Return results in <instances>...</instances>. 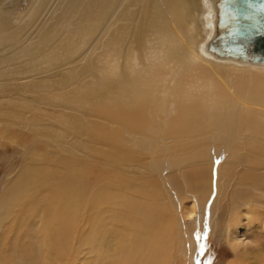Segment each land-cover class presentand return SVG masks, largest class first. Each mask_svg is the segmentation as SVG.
I'll return each mask as SVG.
<instances>
[{
    "label": "bare ground",
    "instance_id": "obj_1",
    "mask_svg": "<svg viewBox=\"0 0 264 264\" xmlns=\"http://www.w3.org/2000/svg\"><path fill=\"white\" fill-rule=\"evenodd\" d=\"M20 1L0 2V44L6 43L16 50L32 46L39 50L44 60L43 67L39 60L16 56L10 51L9 56L0 58V139L9 132L7 135L13 138L7 139L15 145L17 157V174L11 169V180L4 187L0 200V231L16 206L17 194H23L25 198L21 202L26 209L15 215L20 233L21 263L88 264L94 260H89L86 254L95 253L94 259L99 264H170L177 240L180 241L178 252H185L181 224L171 222L162 228L165 245L160 248H157V238L150 234L153 226L163 224L165 215L176 220L175 216L193 214L187 210V201L194 205V213L202 210L199 208L201 196L195 195V189L199 192L204 188L206 193L210 189L211 196L213 185L209 187L210 182L202 185L206 169L203 172L202 167H197L194 183H188L190 188L194 187L198 201L190 194L183 199L179 191L189 186L187 181L180 175L184 182L173 187L163 171L176 172L178 169L182 174V169L193 162V157L204 159L218 145L224 144V151L213 156L218 169L214 183L224 187L220 196L217 191L215 202L220 204L222 215L215 219L214 225L226 236L239 259L231 264H264V81L240 75L225 77L217 71L218 67L225 66L262 72L255 69L264 70V61L220 55L210 48L212 39L225 31L220 25L224 1L47 0L45 7L35 12V17L41 18L49 5L58 22L48 29L44 27L45 22L37 23L39 27L32 33L30 20H36L31 12L19 27L3 21ZM9 3L11 8L7 9ZM190 9L196 13L197 22L203 25L205 36L197 49L187 51L182 47V43H186L183 18L188 17ZM73 16H78V21H73ZM165 22L172 25L179 40L171 41L168 34L159 37L155 33ZM193 27L197 30L195 24ZM80 31H83L81 35ZM55 35L69 36V42L65 44ZM55 62L60 63L56 65ZM63 65L71 68L55 73L54 70ZM44 73L46 76L37 77ZM90 75L96 77L93 83ZM187 76L193 80L188 81ZM25 100L41 108L51 106L69 111L67 115L59 114L57 129H62L59 134L53 133L52 127L47 125H51V117L42 120L36 115L25 116L23 112L27 107L22 105ZM179 101L182 103L177 110L175 105ZM94 102H102V105ZM88 106L95 113H109L112 124L117 126L116 134L123 133L124 143L131 149L140 145L144 153L148 145L153 146L151 158L161 165L159 178L173 198L168 205L162 201L160 214L149 207L153 198L151 192H147L148 187L140 186L141 182L138 184L143 198L128 190L125 197L122 196L124 187H134V179L122 176L125 165L115 168L122 180L112 185L105 179L109 169L100 171L90 163L88 153L81 156L73 146L77 139L73 136L76 123H71L69 115L78 116ZM168 111L174 117L164 131ZM104 113L99 116H105ZM158 113L164 122L162 126L156 124L162 130L153 132L147 123L153 121L152 114ZM61 120L67 125L65 131ZM187 121H194V126L185 127ZM15 126L20 132L12 131ZM147 129L149 134H146ZM244 129L248 130L245 135ZM22 130L33 134L23 136ZM193 130L194 138L200 139L192 138ZM172 137L178 138L175 143L180 138L189 139L187 143L177 144L178 154L184 159L183 167L180 159L168 165L162 154L175 152L174 145L162 140ZM237 138H241L240 144L233 147L237 145ZM156 153H159L158 158ZM50 154L59 160L52 161L50 169L46 170L42 166ZM118 161L121 162L119 157ZM208 199L207 196L206 204ZM224 209L235 215H229L227 220ZM26 212L28 215L24 216ZM145 212H148L146 223L143 221ZM244 221L259 230L254 232L257 243L260 242L257 249L248 250L247 246L254 242L242 238Z\"/></svg>",
    "mask_w": 264,
    "mask_h": 264
},
{
    "label": "rangeland",
    "instance_id": "obj_2",
    "mask_svg": "<svg viewBox=\"0 0 264 264\" xmlns=\"http://www.w3.org/2000/svg\"><path fill=\"white\" fill-rule=\"evenodd\" d=\"M1 1L2 0H0V2ZM42 4H43V6H42ZM46 4H47V0H21L18 3V5L12 10V13L10 15L7 14V16H5V18H3V21H7L6 23H10L11 25H15L16 27H19L21 25V23L24 21V19L27 18V15H30L32 13V15H33L32 18H34L36 16L35 12L39 9V7H45ZM9 8H11V3L7 4V9H9ZM52 9L53 8H50L48 5V6H46V10L43 12V15L41 14L42 15V16H40L41 18L37 19V17H35L36 19L34 18V20H36V21H33V19H31L32 21L30 20V24H32V26L29 24V27H30L29 29H30L31 33L36 31L39 27L38 24H41L43 22H45L44 27H46L47 29L49 26L52 27V24H53V26L56 25L55 23L58 22V18H56V15L53 12L54 10H52ZM51 11L53 14L51 13ZM71 18L73 19V21H78L79 17L73 16ZM49 20H51V22ZM183 20H184V22H183L184 23L183 24L184 25V32H186L185 33L186 43H184V44L182 43V47L185 48L187 51L191 50L192 48L197 49L198 44L201 43V41L203 40V37L205 36L204 33L202 32L203 25L201 24V22H197V15L191 9L189 10L188 17L186 19L183 18ZM185 21H186V25H185ZM193 23L196 25L197 30H195V28L193 27L194 26ZM171 28L173 29L172 25L169 22H165V25L163 27L161 25V27L155 33H157L159 37H163V33L165 35L168 34V37H170L171 41L179 40L176 31H174V29L172 30ZM33 29H34V31H33ZM82 32L83 31H80V32H78V34L81 35ZM100 32H101V30H98V33H100ZM85 35H87V31H85ZM55 36L65 44H67L69 42V39H70L69 36H65V35H55ZM9 51L13 52L16 56H22L25 58L39 60L42 62L43 67H44V60L42 58V55L39 53L38 49H36L32 46L28 45L25 50H16L13 47L7 45L6 43L0 44V58L3 57L4 55L9 56V53H8ZM144 62H145V60H143V63ZM0 63H2L1 59H0ZM59 63L60 62H55L54 64L57 65ZM18 64H20V63H18ZM18 64L16 66H18ZM195 65H198L199 67H202V65H203V67L205 66L204 64H201V65L195 64ZM198 66H196V67H198ZM206 67H207V69H210V68H208V66H206ZM70 68L71 67H69L68 65H63V67L56 68L54 71H56L55 73H57V72L62 73L63 71H66ZM158 70L162 71L163 66H161ZM255 70L262 71V72H250L247 70L243 71V70H240L237 68H232V67L230 68V67H225V66L221 67V68L220 67L217 68V71L221 76L235 78V77L240 75L243 77L245 76V77L257 78V79H261L264 81V70H259V69H255ZM41 76H46V73L37 75V77H41ZM192 76L193 75H191L190 77H192ZM204 76L206 77L208 75L205 74ZM63 78L65 80H68L67 76H65V75L63 76ZM186 78L188 81L193 80V79L190 80L188 76ZM89 79L91 80L92 83H93V81H96V77L94 75L93 76L90 75ZM245 79H247V78H245ZM76 81H79V80H76ZM176 84H178V82ZM181 103H182V101H179L176 103L175 106H176L177 110L179 109ZM94 104L99 106V105H102V102H101V104H100V102H94ZM22 105L27 107L26 108L27 111L23 112L25 114V116H28V117L30 116L32 118L36 115L37 118L39 117L42 120H48V119L50 120L52 118L51 119V121H52L51 125L49 123L47 125L49 127L51 126L53 133H56V134H59V132L62 130V129H57V126H59V124L57 123V119L61 118V116H63V115H67L69 113V111L60 110L57 108H53L51 106L50 107L44 106V108L43 107L41 108L39 106V104L34 105V103H30L27 100L23 101ZM39 108H41L42 110L36 112L37 109H39ZM47 108H49V109H47ZM94 108H95V106H94ZM91 109H92V107L88 106V107H86V109L84 111H82V113L80 112L78 114V116H75V115L73 116L72 114L69 115V117L72 119L71 123H73V124L76 123L75 131H73V133H74L73 136H74V138H77V139L75 140V144L73 146H76V148L78 149V152L80 153L81 156H84V152H86V154L88 153L87 155L89 156L90 163H92L94 167H98L100 171H105V170L109 169V172H108L107 176L105 177V179H106V181L111 182L112 185H116L119 181L122 180L120 177L121 176L120 173H116L117 169H115V168H117L118 165H125L126 167H124V166L122 167V171H123L122 176L125 179H130L132 181L134 179V181H133L134 187H133V189L128 188V187H124V190L122 192V196L125 197V191L128 190V191H131L136 196H138V198H141V197L143 198L144 193H142L140 191L139 184L142 187L146 186L150 189L147 192L148 193L151 192L150 196H152V198H153V201L150 203L149 207H151L153 209L155 208L158 211V213L160 214V212L162 210V201L164 202V204L168 205L170 203V200H172L173 198L167 194V188L168 187H166L164 185V183L159 178V172H161V165L159 163L153 161L151 158L153 146L148 145L147 151L144 153H142V151H141L142 148L140 145H137V146L133 147L134 149H131L130 146L127 145V143H124V140H126V138H124V136L122 135L123 133H120V131H119L118 132L119 135L116 134L117 132L115 129H117V126H114V124H112L114 122L112 119L109 118L110 114L108 113L109 114L108 115L107 113H104L101 111L102 114L103 113L105 114V116L103 115V117H101L102 114H100L101 113L100 111H96V113H95V111H92ZM21 110L23 111V109H21ZM35 112L39 113V114H36ZM46 112H48V113H46ZM97 112L98 113L100 112V113L97 114ZM93 113H94V115H93ZM99 115H101V116H99ZM157 115H158V117H157ZM157 115L152 114L151 117H153L152 120L154 122L149 120L150 122L148 121V123H147V126L149 125L151 130L153 129V132H156L157 130H159V128L161 131L162 130L161 126H162V123L164 122V120H162L163 118L159 117V116H161V114L158 113ZM165 117H166V124L163 127L164 131H166L168 126H170L171 119L174 116H172V112L168 111L167 113H165ZM103 119L105 120V122ZM58 120H60V119H58ZM107 120L109 122H106ZM60 122H61V127L63 128V130L64 131L67 130L66 129L67 125H65L62 122V120ZM156 123H160L161 126H159ZM54 124H55V126H53ZM188 124H191L194 126V121H192V122L187 121L184 123V126L187 127ZM0 129H1V127H0ZM10 129H12V128H10ZM14 130H15V132H18V131L20 132V129L18 126H15L12 129L13 132H14ZM76 130L78 132H76ZM247 133H248V130L244 129V135ZM5 134L6 135L9 134V132L8 133L6 132ZM5 134L1 135L2 136L1 139L2 138L3 139L2 140L0 139V200L2 198V192H3L4 187L11 180V174L10 173H12V171H13L14 175L17 174V172L15 170V166H16L15 161L17 159V157L15 156V151H14L15 145H13V143L11 142L10 139L9 140L7 139V138H13V137H10V135L6 136ZM22 134H23V136H26V135L33 134V132L32 131L29 132V130H22ZM103 134H105V135H103ZM146 134H149L148 129L146 130ZM121 135H122V137H121ZM190 135L192 136V138L194 140L200 139V138H194V130L192 131V133ZM190 135H188V136H190ZM4 136L6 139L4 138ZM116 138L119 139L118 142L115 140ZM136 138H139V137H136ZM155 139L159 140L160 138H155ZM176 139H178V138L172 137V138H163L162 139L163 142L167 141V142L171 143L172 145H174L176 148L175 152H173L170 155L167 153L168 151L162 152V154H163V156H165L164 159L165 158L167 159L166 162L168 165H173L178 159H180V160H182V166L181 167H183L184 166V159L182 158L181 155L178 154L177 144L187 143L189 139H188V137L187 138H180V141L175 143ZM210 139L213 140L214 138H210ZM240 141H241V138H237V145H234L233 147L238 146L240 144ZM171 144H170V148H171ZM223 151H224V144H220V145H218L216 150L211 152L210 155L204 159L197 160L193 157V162L187 164L188 166H184V168L182 169V174H179L178 169H176V172L170 171V169L169 170L166 169V171H163V174L167 176V178L170 182V185L175 187V185L179 186L182 184V182H184L183 177H184L185 181H187V183L188 182L190 184L194 183V179H193L194 171L197 170V167H202L201 170H203V172H205V169H206V176L202 182V185L207 183V182H210V184H211L209 187H212V185H213V187H212L213 192H212L211 196H209V194H210L209 191H211L210 189L207 193H206V191L204 192V188L199 190V192H198V190L195 189V191L197 193H199V195H198L194 191L193 186H191V188H190L189 183H188L189 186L181 187L179 193L182 192L183 199L187 197V194H190L191 196L195 197L196 199H197L196 196H201L200 197L201 199L199 198L200 203H201L199 208H203V209L202 210L199 209L200 211L198 210L197 213H194V205L189 204L187 201L186 202V204L188 205V206L186 205L187 210L190 213H192V211H193V214H190V216H188L187 214H181L180 216H175L176 220H173V219L171 220L170 219L171 217H169L170 215H168V216L165 215V218H164L165 222L163 224H160L158 226V224L156 223L153 226V229L151 230L150 234L154 238H157V240H158L157 248H160V247H163L165 245L164 236L162 233V228L165 225H170L172 223L177 224V222H179L181 224V227H180V229H181V240L184 243L183 245L185 248V252H184V254H180L178 252L179 247H180V241L177 240L175 245H174L175 255H174V258L170 264H231L233 262L236 263L239 260L238 257L236 256L235 251H231L229 249V247H231V246H230L229 242L226 240V236L222 234L221 230H219L220 228L218 229L214 225L215 219L218 220L220 215H222L221 212H219L220 204L215 202V199H216L217 194H218L217 191L219 192V196H220V193L224 192V187L221 184H218L216 186L214 183L215 180H217L216 172L218 171V169H216V164L213 161V156L219 155ZM118 157L121 160V162L118 161ZM155 157L158 158L159 153H156ZM57 160H59V158L57 156L50 154L49 156H47L45 163L43 164L42 167L46 170H49L50 169L49 164L52 161H57ZM193 166H194V168H192ZM195 166H196V168H195ZM222 166L224 167V164H222ZM118 168L121 170L120 167H118ZM11 169H12V171H11ZM180 175L183 177H181ZM139 182H141V183H139ZM104 184H105V182L102 183L101 185H104ZM183 188H185V189H183ZM194 192H195L196 196L194 195ZM169 193H170V195H172L171 191ZM17 196H18V199L16 202V206L14 207L11 215L9 216L8 220L5 222L4 226L2 227V229L0 231V237H1L0 238V258H1L0 264H22L21 259H20L19 247H18V244L20 241V233L18 231V224L15 222V215L17 213L23 212L26 208H25L24 203L21 202V200L23 198H25V196L21 193H18ZM207 196L209 199H208L207 204H206L205 199L207 198ZM227 197H228V195H227ZM189 200H191V198H189ZM197 201H198V199H197ZM165 202H167V203H165ZM222 202L224 204V201H222ZM224 213L225 214H223V215H228V216H226L227 220L229 219V217L231 215H233V216L235 215V214H232L229 211V209H224ZM236 213H238V212H236ZM23 215L27 216L28 212H26ZM147 218H148V212H145L144 218H143V221L145 223H146ZM221 222H223V221H221ZM243 225L244 226L242 228V238L246 242L247 241H253L254 242V245L247 246V247H249L248 250L251 248L257 249L258 247L256 248V246L259 245L260 242L257 243L258 240H257V237L254 236V232H258L259 230H257L256 228L253 229V227L249 226L250 224L247 221H244ZM219 226L221 227V225H219ZM86 255H87V258L89 260H91V259L94 260V261L87 262L88 264H96V263L99 264V262L94 259L95 253H92V254L87 253Z\"/></svg>",
    "mask_w": 264,
    "mask_h": 264
},
{
    "label": "water",
    "instance_id": "obj_3",
    "mask_svg": "<svg viewBox=\"0 0 264 264\" xmlns=\"http://www.w3.org/2000/svg\"><path fill=\"white\" fill-rule=\"evenodd\" d=\"M225 31L210 43L220 55L264 61V0H223Z\"/></svg>",
    "mask_w": 264,
    "mask_h": 264
},
{
    "label": "clouds",
    "instance_id": "obj_4",
    "mask_svg": "<svg viewBox=\"0 0 264 264\" xmlns=\"http://www.w3.org/2000/svg\"><path fill=\"white\" fill-rule=\"evenodd\" d=\"M229 249H230L231 251H234L231 247H229Z\"/></svg>",
    "mask_w": 264,
    "mask_h": 264
}]
</instances>
